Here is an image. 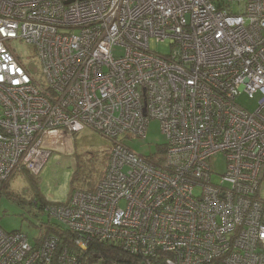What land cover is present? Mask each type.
I'll return each instance as SVG.
<instances>
[{"label": "built area", "instance_id": "obj_1", "mask_svg": "<svg viewBox=\"0 0 264 264\" xmlns=\"http://www.w3.org/2000/svg\"><path fill=\"white\" fill-rule=\"evenodd\" d=\"M152 118L167 136L154 160L119 139ZM86 128L112 142L102 177L45 209L71 234L0 225V264H119L99 245L133 264H264V0H0V193Z\"/></svg>", "mask_w": 264, "mask_h": 264}, {"label": "rangeland", "instance_id": "obj_2", "mask_svg": "<svg viewBox=\"0 0 264 264\" xmlns=\"http://www.w3.org/2000/svg\"><path fill=\"white\" fill-rule=\"evenodd\" d=\"M12 43L30 73L37 77L41 72V63L35 46L20 39L13 40ZM151 47L162 54H169L172 50L170 40L158 44L153 41ZM122 51L124 52V49L120 48L118 52ZM258 99L259 96L251 99L243 94L240 102L249 110H254ZM119 139L133 151L144 156H151L160 146L163 147V144L167 143V136L162 131L161 120L157 118L149 121L145 136L121 135ZM111 144V140L100 131L86 128L65 140L64 146L52 150L37 179L26 175L14 176L9 189L5 188V191L0 193V225L2 228L9 232L21 230L28 235L32 243H35L39 236L44 238L47 235L61 236L58 233L47 231L46 226L50 223H57L59 220L49 217L45 209L66 203L78 189L84 190V188H91L95 183L97 184L107 167L106 153L111 148ZM226 167L227 162L222 154L213 158L214 181H220V175L225 172ZM260 187L264 192V176ZM8 191L19 194L22 199L10 196ZM35 202L37 205L34 204ZM47 202L50 203L42 208V204Z\"/></svg>", "mask_w": 264, "mask_h": 264}, {"label": "trees", "instance_id": "obj_3", "mask_svg": "<svg viewBox=\"0 0 264 264\" xmlns=\"http://www.w3.org/2000/svg\"><path fill=\"white\" fill-rule=\"evenodd\" d=\"M162 148L160 146L158 150H160V152H162L163 151ZM150 159L154 160V157L150 156ZM16 175L17 176L18 175H26L28 177H31L32 179H37L39 177V175L34 174L32 171L27 170V169L23 170L22 172H20L19 174H16ZM16 175H14V176H16ZM12 178L4 185V187H3L4 189L2 188L1 192L5 191V188L9 189V186L11 185ZM95 187H96V183L93 185V187L84 188V190H94ZM8 194L12 197L22 199V197L19 194L13 193L11 191H8ZM49 203L50 202L43 203L41 207L43 208V206L45 204H49ZM34 204L37 205V202H35ZM46 229H47V231L58 233L62 237H64L65 234H67L68 236H69V234H71V233H69L68 228L61 222L50 223L48 226H46ZM96 249L101 254L108 255L109 257L117 259L119 264H133L134 261H138L136 257H134L133 255H131L129 253L127 254V252L125 253V251H123L121 248H117V246H115V245H99Z\"/></svg>", "mask_w": 264, "mask_h": 264}]
</instances>
